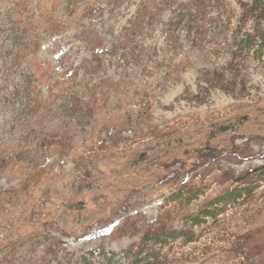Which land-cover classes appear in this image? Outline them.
Returning <instances> with one entry per match:
<instances>
[{"label": "rangeland", "instance_id": "obj_1", "mask_svg": "<svg viewBox=\"0 0 264 264\" xmlns=\"http://www.w3.org/2000/svg\"><path fill=\"white\" fill-rule=\"evenodd\" d=\"M0 264H264V0H0Z\"/></svg>", "mask_w": 264, "mask_h": 264}]
</instances>
